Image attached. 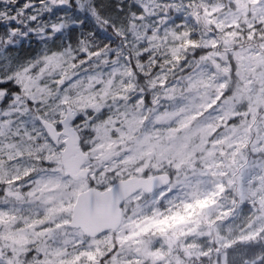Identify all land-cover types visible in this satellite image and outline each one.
Returning <instances> with one entry per match:
<instances>
[{
	"label": "snow or ice",
	"instance_id": "6c2138e0",
	"mask_svg": "<svg viewBox=\"0 0 264 264\" xmlns=\"http://www.w3.org/2000/svg\"><path fill=\"white\" fill-rule=\"evenodd\" d=\"M0 264H264V0H0Z\"/></svg>",
	"mask_w": 264,
	"mask_h": 264
}]
</instances>
